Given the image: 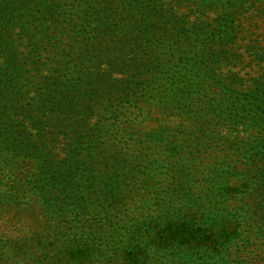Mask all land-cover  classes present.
Masks as SVG:
<instances>
[{"label": "trees", "instance_id": "1", "mask_svg": "<svg viewBox=\"0 0 264 264\" xmlns=\"http://www.w3.org/2000/svg\"><path fill=\"white\" fill-rule=\"evenodd\" d=\"M11 14L0 0V201L31 206L43 223L19 236L1 232L0 264H243L252 240L264 246V99L246 108L225 84L213 96L194 87L225 81L201 56L203 68L184 64L173 73L196 89L195 99L139 105L126 126L141 149L95 165L83 146L101 74L62 79L58 68L29 96ZM221 122L235 135L220 133ZM59 135L65 157L52 147ZM60 190L66 196H56Z\"/></svg>", "mask_w": 264, "mask_h": 264}, {"label": "rangeland", "instance_id": "2", "mask_svg": "<svg viewBox=\"0 0 264 264\" xmlns=\"http://www.w3.org/2000/svg\"><path fill=\"white\" fill-rule=\"evenodd\" d=\"M4 1L19 21L11 27L10 37L29 79V96L52 80L58 68L62 79H79L89 69L90 75L101 74L99 97L94 99L95 108L88 118L91 138L83 146L88 154L92 151L96 156L95 165L100 159L116 155L125 158L127 151L141 149L129 139L133 128L126 126L139 105L160 106L183 94L195 99L196 89L179 84L173 73L184 64L203 68L201 56L211 60L210 73L218 72L225 81L206 84L195 80L194 87L204 90L206 85L213 96L221 93L225 84L232 90L230 100L246 108L252 105L253 109L264 99V0ZM138 3L143 5L140 13H136ZM231 36L236 44L226 47L224 42ZM226 49L228 53H224ZM73 64L79 72L70 74ZM236 78L243 80L238 83ZM226 125L219 124L220 133L235 135ZM54 140L52 147L65 157L62 149L65 152L66 137L59 135ZM57 193L58 197L66 196L61 190ZM5 203L0 201V233L14 234L18 230L19 236L21 231L43 223L31 212V206L10 209ZM259 218L264 220V214ZM251 243L240 262L264 264L262 240Z\"/></svg>", "mask_w": 264, "mask_h": 264}]
</instances>
